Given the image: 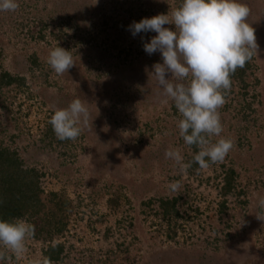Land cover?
Instances as JSON below:
<instances>
[{"label": "rangeland", "instance_id": "374dc122", "mask_svg": "<svg viewBox=\"0 0 264 264\" xmlns=\"http://www.w3.org/2000/svg\"><path fill=\"white\" fill-rule=\"evenodd\" d=\"M181 2L18 0L0 12V148L35 171L42 202L23 218L34 225L25 256L0 246V264H34L58 245L62 260L51 264H264V0H243L258 52L219 110L234 147L222 163L184 171L165 151L188 163L198 149L179 136L174 103L160 102L161 56L143 48L156 33L128 30ZM57 46L75 60L61 75L47 62ZM76 98L90 125L60 141L50 118Z\"/></svg>", "mask_w": 264, "mask_h": 264}, {"label": "clouds", "instance_id": "9594fccd", "mask_svg": "<svg viewBox=\"0 0 264 264\" xmlns=\"http://www.w3.org/2000/svg\"><path fill=\"white\" fill-rule=\"evenodd\" d=\"M18 7V0H0V12H15ZM249 15L250 8L243 0H182L169 14L143 18L128 26L134 37L156 33L143 48L150 56H161L162 63L152 66V75L162 90L160 102L174 103L181 117L177 123L179 136L185 145L198 149L188 163L179 149L165 151V159L172 160L181 171L192 163L201 170L222 163L234 147L231 138L221 136L219 110L226 103L231 76L258 52L256 30L247 22ZM165 25H174L175 30ZM47 62L58 75L69 72L75 64L72 51L60 46L49 52ZM90 122L87 103L80 98L57 108L49 121L60 141L76 140ZM213 137L219 139L213 142ZM169 188L176 191L180 183L172 182ZM259 206L264 209V200ZM33 235L34 225L23 218L0 219V246L17 259L25 256L26 241ZM34 264L49 261L45 258Z\"/></svg>", "mask_w": 264, "mask_h": 264}, {"label": "trees", "instance_id": "16d2710c", "mask_svg": "<svg viewBox=\"0 0 264 264\" xmlns=\"http://www.w3.org/2000/svg\"><path fill=\"white\" fill-rule=\"evenodd\" d=\"M249 66L250 62L246 63L243 68H237L231 76V80L244 77L243 74ZM4 78H8V81H3L6 85L13 84L14 79L9 75H5ZM193 146L195 147V145ZM36 180L35 171L24 169L15 152L0 148V219L11 221L14 218H24L27 214L32 217L38 215L42 202L39 199L40 191ZM227 186L231 187V181H227ZM165 205H171L172 212L176 211L175 203H163V207ZM63 253L64 248L58 245L49 247L44 256L48 259L49 264L59 263Z\"/></svg>", "mask_w": 264, "mask_h": 264}]
</instances>
